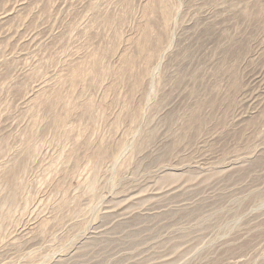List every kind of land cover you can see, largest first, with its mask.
<instances>
[{"label": "rangeland", "instance_id": "rangeland-1", "mask_svg": "<svg viewBox=\"0 0 264 264\" xmlns=\"http://www.w3.org/2000/svg\"><path fill=\"white\" fill-rule=\"evenodd\" d=\"M0 264H264V0H0Z\"/></svg>", "mask_w": 264, "mask_h": 264}]
</instances>
